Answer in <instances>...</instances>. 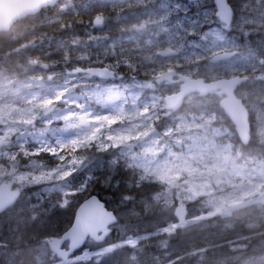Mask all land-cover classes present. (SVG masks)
Segmentation results:
<instances>
[{
  "label": "trees",
  "instance_id": "1",
  "mask_svg": "<svg viewBox=\"0 0 264 264\" xmlns=\"http://www.w3.org/2000/svg\"><path fill=\"white\" fill-rule=\"evenodd\" d=\"M203 1L214 10L212 0ZM228 2L233 10L232 22L226 28L218 20L214 21L217 28L214 30L224 38L222 46H229L230 50L237 51V55L235 53L213 63L207 56L201 59L193 57L187 65L191 77L212 80L234 75H247L249 78L264 75V0ZM176 4L185 6L186 12L176 9ZM200 7L199 0H57L14 20L0 31V82L21 77L61 79L69 73L93 78L87 73H71L87 67L112 70L116 76L100 79L103 82L119 84L128 77L138 82L149 80L156 64L152 60L145 61L142 50L134 47L141 18L153 10L177 25L186 16L197 18L196 12L201 10ZM95 19L101 21L100 26L93 25ZM154 22L150 19L146 24L152 26ZM207 26L203 19L198 30H206ZM171 34L181 41L198 39L193 29L176 30ZM177 42L168 43L175 46ZM166 44L160 41L157 49H164ZM239 54V60H234ZM248 54L254 59H248ZM159 66L177 71L181 68L175 63ZM44 83L48 84V81ZM261 85L260 91L264 89V83ZM112 89L119 94L127 92L120 84ZM169 89L173 91L172 86ZM146 90L140 92L138 100L145 98ZM219 96L214 91L205 96L195 95L189 102L184 99L180 112L169 110V114L160 117L155 124L159 128H171L174 118L170 116L177 113L200 115L213 112L223 118L221 123L231 132L232 144H241L233 124L219 107ZM247 97L242 102L248 101ZM258 105V117L252 108L248 109L251 141L248 148L253 150L258 148L257 142L261 138L254 130L259 116L264 115V98ZM4 108H10V103L0 101V113H4ZM101 116L96 115L102 120ZM59 158L70 159L77 165L69 172L61 173L57 169L60 167ZM14 161H19L16 165L18 171H31L28 166L38 162L47 166L57 180L47 195L39 190L42 182L25 183L15 203L0 214V264H40L39 246L45 238L61 235L70 226L79 203L92 194L98 195L117 215L116 224L111 227L105 242L118 244L126 234L138 235V247L121 246L136 258L134 264H264V236L254 235L246 228L245 222L239 220L209 218L204 213L196 219L197 225L181 227L168 224L167 234L153 230L160 223L148 221L164 210L157 211L151 206L143 210L138 202H146L152 193L165 190L162 186L165 182L171 183L168 178L147 175L140 165L130 163L127 156L119 153L113 145L106 146L96 140L77 147L43 145L33 140L14 141L8 153L0 154V164L10 168ZM170 177L175 179L176 174L172 173ZM63 198L67 201L63 202ZM184 203L190 216L198 204ZM176 205L177 199L174 198L173 204L167 208L175 219L173 210ZM132 206L135 209L131 214L123 213L125 208ZM85 245L91 248L100 246L88 242ZM162 245L166 247L161 252ZM242 245L246 248H241ZM49 257L50 254L46 255L43 263L52 264L54 261ZM94 258L69 264L104 263V260L95 262Z\"/></svg>",
  "mask_w": 264,
  "mask_h": 264
},
{
  "label": "rangeland",
  "instance_id": "2",
  "mask_svg": "<svg viewBox=\"0 0 264 264\" xmlns=\"http://www.w3.org/2000/svg\"><path fill=\"white\" fill-rule=\"evenodd\" d=\"M199 4L201 10L196 12L197 18H193L191 15L186 16L177 25L168 22L165 15L159 12L150 10L144 14L137 24L138 37L136 36L134 47L142 50L145 61H154L156 69L151 73L149 80L138 82L136 79L128 77L119 82L121 87L127 89L126 94H119L117 90L112 89L119 87L118 83L103 82L92 74L93 78L85 74L79 76L69 73L61 79L47 76L44 79L21 77L1 81L0 101L8 102L9 96L14 93L17 103L10 104V108H4V113H0V154L8 153V148L14 141L33 140L43 145L57 144L59 146L77 147L85 145L90 140H96L106 146L117 147L119 153L127 156L130 163L140 165L147 175L156 174L164 177V179L168 178L167 181L172 183L174 180L170 177L174 173L172 166H162L159 170L152 166L155 156L162 150V147L167 148L169 144L174 142L183 143L190 148L189 159L197 157L203 159L218 143L232 144L230 141L231 132L225 124L221 123L223 118L217 117L213 112L209 114L213 117L212 128L215 134L210 142L205 140L203 143H197L194 135H192L193 129L190 124L180 127L181 113L170 116L174 118L171 128H159L155 124V121L160 117H166L169 114L170 111L164 107L163 97L172 92L169 89L171 86L174 88L177 85V83H175L176 85H166L165 82L160 84L153 82L156 74L167 69H173H162L159 65L175 63L181 67L178 72L190 76L187 67L189 59L193 57L201 59L204 56L209 59L213 54L230 50L229 46H222L221 41L225 43L224 38L217 33V30H214L217 29L213 24L214 21H217L214 10L212 11L203 0H199ZM175 6L182 12L187 10L183 5L176 4ZM150 19L155 21L152 26L146 24ZM203 19L208 26L206 30L199 31L198 27L201 26ZM186 29L195 30L198 39L181 41L182 39L171 34L176 30ZM173 40L179 42L175 46H170L168 42H173ZM160 41L167 43L162 50L157 49L160 46ZM255 80L256 82L253 83L245 81V85L240 86L235 93L240 98H244L243 95H248L249 100L245 102V105L247 109L252 108L258 117L256 113L258 103L261 98H264V89L260 91L259 88L262 86L260 82L264 83V77ZM45 81H48V84H45ZM253 84L254 86L250 88ZM145 89H147L145 98L138 100L140 92ZM3 93L8 95H2ZM194 96L195 94H191L185 99L189 102L195 98ZM22 99L27 100L28 104H21ZM103 107L106 108L105 111L101 110ZM25 108L27 111L24 110ZM97 114L102 115V120L96 117ZM201 115H207V113L196 116ZM104 117H106L105 120ZM259 117V122L255 123L254 131L262 137L264 136V115ZM216 121L220 123L216 124ZM145 124L148 125L147 128L144 127ZM59 160L58 165L60 167L57 169L61 173H67L77 165L76 162L67 158H59ZM184 163L186 164L187 161ZM28 169H31L34 177H39L38 182L43 183L39 190L47 195L57 180L52 175V171L38 162L28 166ZM184 170L190 175L199 171L190 166L185 167ZM260 172L264 174V169H261ZM175 174L178 175V173ZM48 181L51 182L47 184ZM25 183L17 181V186L23 187ZM174 198L176 197L163 190L152 193L146 202H138V204H142L143 210L150 206L156 207L157 211L164 210L162 214L154 215L148 221L160 223L159 226L152 228L157 233H169L168 224L180 225L181 227L197 225L196 219L205 213L202 206L195 205V212L193 210V214L189 216L186 212L185 203L176 198L177 205L173 212L175 214L181 211L184 213L181 224H178L167 210L173 204ZM62 201L66 202L67 200L63 198ZM262 208L264 205L258 206L256 211L260 212ZM134 209L133 206L127 207L123 213L131 214ZM165 226L166 228L161 230ZM45 241L39 246L40 264H45L43 261H45L46 255H49ZM139 243L138 235L130 233L124 235L118 244H110L104 241L99 244L100 246L94 248L84 245L72 257L60 261V264H69V262L78 260L85 262L92 257H95V262L104 260L103 264H134L136 258H133L121 246L138 247ZM165 247L166 245H162L161 252Z\"/></svg>",
  "mask_w": 264,
  "mask_h": 264
},
{
  "label": "clouds",
  "instance_id": "3",
  "mask_svg": "<svg viewBox=\"0 0 264 264\" xmlns=\"http://www.w3.org/2000/svg\"><path fill=\"white\" fill-rule=\"evenodd\" d=\"M50 2L51 0H45V3ZM8 103H17L14 93L9 96ZM20 103L27 105L28 101L22 99ZM182 107L183 102L176 106V111L180 112ZM24 110L27 111V108ZM180 119V127L191 125L192 135L197 143L205 140L210 142L215 134L211 114L196 116L182 113ZM144 127L147 128L148 125L145 124ZM250 142L218 143L203 159H189L190 148L183 143L174 142L167 148L162 147L152 166L157 170L162 166H172L173 172L178 173L171 184L165 182L162 185L174 197L202 206L209 218L227 217L239 220L245 222L246 228L254 235L264 236V208L260 212L256 211L258 206L264 205V174L260 172L264 169V136L258 139V148L255 150L248 148ZM18 164L19 161H14L10 168L0 164V175L3 176L0 182L13 188L17 196L22 191V187L17 186V181L27 184L39 181V177H34L31 171H18ZM188 166L199 171L190 175L184 170ZM240 247L246 248V245ZM49 258L54 264H60L59 257L54 253Z\"/></svg>",
  "mask_w": 264,
  "mask_h": 264
},
{
  "label": "water",
  "instance_id": "4",
  "mask_svg": "<svg viewBox=\"0 0 264 264\" xmlns=\"http://www.w3.org/2000/svg\"><path fill=\"white\" fill-rule=\"evenodd\" d=\"M57 0L45 3V0H0V31L9 26L14 20L29 13H35L41 7L52 5ZM214 16L223 27H229L233 19V10L228 0H212ZM94 26H100L101 21L95 19ZM234 51H224L213 54L211 63L227 59L234 55ZM87 73L99 79H112L114 72L104 67H87L75 69L71 73ZM245 80L244 76H231L205 80L202 77L184 75L174 69L164 70L154 76V83L165 82L167 85L178 84L175 92L167 93L163 97L164 107L174 110L184 98L190 94L205 96L217 91L222 97L219 107L226 118L233 124L235 134L240 141H249L250 122L248 109L244 102L235 93V87ZM21 194V193H20ZM13 188L0 182V214L13 205L18 199ZM184 213H176L177 223H181ZM117 215L113 209L107 207L104 201L95 194L84 198L77 206L70 226L59 236H51L45 239L50 253H54L59 259L66 260L76 250H79L87 240L95 243H103L110 233L111 227L116 224ZM65 244V245H64Z\"/></svg>",
  "mask_w": 264,
  "mask_h": 264
},
{
  "label": "flooded vegetation",
  "instance_id": "5",
  "mask_svg": "<svg viewBox=\"0 0 264 264\" xmlns=\"http://www.w3.org/2000/svg\"><path fill=\"white\" fill-rule=\"evenodd\" d=\"M235 53H236V55H237V51H235ZM234 53V54H235ZM239 58H240V54L238 55V56H236L235 58H234V60H239ZM247 58L248 59H254L253 57H251L249 54L247 55ZM264 70V69H263ZM234 76H244L245 77V80L244 81H242L239 85H237L236 87H235V90H234V93L236 92V90H238V88L241 86V87H243L244 85H245V81H247V82H249V81H251L252 80V83L253 82H256V78H259V76H254L253 78H249V77H247V75H234ZM247 77V78H246ZM263 77H264V75H263ZM262 78V77H261ZM260 79V78H259ZM260 84H263V82H260ZM176 85V84H175ZM252 86H254V84L252 85ZM251 87V86H250ZM177 88H178V84L176 85V87H175V89H174V91L173 92H175L176 90H177ZM261 88V87H260ZM259 88V89H260ZM217 94H219L217 91H215ZM220 95V94H219ZM235 95H236V93H235ZM237 96V95H236ZM219 97H222L221 95L219 96ZM238 97V96H237ZM243 97L244 98H240V97H238V98H240L241 100L242 99H245V95H243ZM245 103V102H244ZM65 245V244H64ZM48 249V248H47ZM49 252V251H48ZM49 254H51L50 252H49ZM60 261H62V260H60Z\"/></svg>",
  "mask_w": 264,
  "mask_h": 264
}]
</instances>
